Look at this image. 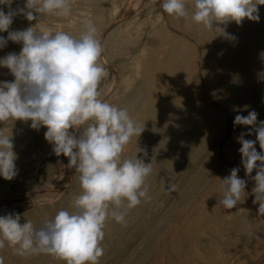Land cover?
I'll use <instances>...</instances> for the list:
<instances>
[{
  "label": "rangeland",
  "instance_id": "rangeland-1",
  "mask_svg": "<svg viewBox=\"0 0 264 264\" xmlns=\"http://www.w3.org/2000/svg\"><path fill=\"white\" fill-rule=\"evenodd\" d=\"M160 3L161 0H72V14L67 18L52 14L39 21H28L18 15L10 30L36 24L53 34L64 31L78 37L84 22L90 19L103 42L102 59L109 73L100 85L101 98L120 108L131 107L145 63L149 56L161 55L159 51L164 46L166 33L181 40L199 59L207 52L198 39L180 33L177 24L185 19L169 16ZM17 4L23 7L24 0H13L12 7ZM0 36L7 37V33ZM21 47L9 41L0 49V57L9 52L19 53ZM214 49L211 53L215 57V71L209 76L215 84L201 87L205 91L200 98L209 105L211 123L207 132L199 130L201 145L191 156L184 157L178 165H170L172 169L167 168L161 177L150 181L151 199L143 200L134 213L128 211L126 225L115 222L112 228L104 230V255L99 264H264V216L257 215L258 204H253L251 189L255 182L243 168L237 139L251 126L233 123L236 115L247 116L251 110L258 113V122L264 121V62L244 67L238 82L230 85L223 74L222 52ZM201 71L199 79L204 85L208 75ZM12 80L9 70L0 68V81ZM30 124L31 121L19 120L0 122V131L13 134L18 157L15 161L18 174L12 180L0 176V216L15 212L24 223L25 214L36 212L35 223L41 226L43 219H51L54 212L71 204L82 189L79 173L67 166L68 158L55 155L51 143L45 139L46 127L35 130ZM245 139L256 140V136L245 135ZM255 147L257 151H264L258 141ZM127 153L124 149L123 154ZM234 167L240 168L238 176L247 181V193L242 197L243 203L226 209L218 206L223 195L221 179L230 175ZM255 174L254 170L251 175ZM170 184L176 185L175 191H165ZM40 193L43 199L35 202ZM11 254H15L11 247L0 250L4 264ZM29 260V264H66L43 253Z\"/></svg>",
  "mask_w": 264,
  "mask_h": 264
},
{
  "label": "clouds",
  "instance_id": "clouds-1",
  "mask_svg": "<svg viewBox=\"0 0 264 264\" xmlns=\"http://www.w3.org/2000/svg\"><path fill=\"white\" fill-rule=\"evenodd\" d=\"M13 0H0V49L9 41L21 44L19 53L0 57V68L14 77L0 81V122L31 121L30 127H46L45 139L55 155L68 158V167L79 173L82 193L73 201L75 211L59 210L41 221L39 228L30 220L21 223V215L0 216V250L13 248L17 255L48 254L66 264H99L104 255L102 241L109 218L126 225L128 210L143 200H150L147 179L152 162L123 158L125 147L144 131L126 108L101 98L99 90L108 69L103 63L105 51L97 37V27L89 19L79 36L64 31L54 34L34 26L10 30L18 15L39 21L45 15L67 18L72 14V0H24L12 7ZM258 5L264 0H161L160 7L174 18H184L205 29L229 37L219 25L247 18L259 22ZM235 39V37H230ZM239 111V109H234ZM247 110V106L245 109ZM258 113L236 115L234 125L251 126L238 139L241 163L246 175L255 182L251 189L257 215L264 216V121ZM74 130V131H70ZM79 132V135H77ZM255 134L256 140L245 139ZM147 156V152L144 153ZM13 134L0 131V176L12 180L18 169ZM259 162V163H257ZM255 170V175L251 174ZM239 167L221 179L222 198L218 206L236 208L244 202L247 181L238 176ZM170 184L165 191H175ZM0 264H4L0 256Z\"/></svg>",
  "mask_w": 264,
  "mask_h": 264
},
{
  "label": "bare ground",
  "instance_id": "bare-ground-1",
  "mask_svg": "<svg viewBox=\"0 0 264 264\" xmlns=\"http://www.w3.org/2000/svg\"><path fill=\"white\" fill-rule=\"evenodd\" d=\"M258 9L259 22L245 18L239 25L235 21L219 25L226 33L230 34L229 37L214 29H205L195 22L183 20L177 24V26L180 25L179 28L182 31L180 33L183 36L198 39V42L207 49L203 59L195 57L191 50H188L187 45L181 43V40L172 38L166 32L164 46L159 51V55H161L156 54L159 56L158 58L149 56L143 74L141 73L139 88L135 93L133 92L131 107L129 105L123 107L129 111L131 117L141 127L144 126V131L140 136L133 137L125 147L128 153L123 154V158L137 156L144 159L145 163L152 162L153 172L147 179V185L150 181L161 177L167 168H173L170 165H178L184 157L191 156L202 142L198 135L199 130L203 129L207 132L211 126L207 109L209 105L206 106L207 102H204L200 97L205 91L201 88L202 86L215 84L213 78L209 76L215 71L213 49L219 48L222 52L223 74L226 83L230 85L238 82L240 75H243L244 67L263 64L264 5H258ZM230 37H235V39ZM200 71L204 75H208V78H204V85L199 79L201 78ZM145 151L147 156L144 155ZM213 191L215 190L213 189ZM42 199L43 193H40L35 202ZM135 209L136 207L130 210L135 212ZM63 210L75 211L73 202ZM57 212L52 214V218ZM36 215V212H29L23 216V220L25 222L30 220L34 227L39 228L40 226L35 223ZM115 222L114 219L109 218L104 230L112 228ZM11 255L6 259V264H29L30 257L40 256V254Z\"/></svg>",
  "mask_w": 264,
  "mask_h": 264
}]
</instances>
